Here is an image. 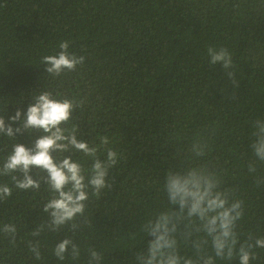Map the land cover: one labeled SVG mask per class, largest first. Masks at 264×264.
Here are the masks:
<instances>
[{
    "label": "trees",
    "instance_id": "1",
    "mask_svg": "<svg viewBox=\"0 0 264 264\" xmlns=\"http://www.w3.org/2000/svg\"><path fill=\"white\" fill-rule=\"evenodd\" d=\"M60 41L86 59L53 78L41 58L57 54ZM209 46L232 53L238 87L220 65L209 64ZM41 91L83 101L70 122L79 127L78 139L96 145L107 135L122 154L110 170L112 190L91 197L90 225L75 234L80 259L63 264H87L89 247L103 253V264H134V252L146 244L141 223L167 206L165 173L197 138L211 149L197 163L213 166L244 202L241 242L264 236V184L255 183L264 164L255 175L247 170L254 159L251 121L264 118V0H0V116L25 111ZM34 138L0 136V161L14 142L31 147ZM0 182L10 184L8 177ZM48 195L42 185L39 192L14 190L0 203V223L18 229L15 247L0 236V264H61L52 249L71 235L67 229L31 236L47 219ZM29 240L40 242V261ZM255 251L251 264H264V249ZM181 253L192 254L183 244Z\"/></svg>",
    "mask_w": 264,
    "mask_h": 264
},
{
    "label": "clouds",
    "instance_id": "2",
    "mask_svg": "<svg viewBox=\"0 0 264 264\" xmlns=\"http://www.w3.org/2000/svg\"><path fill=\"white\" fill-rule=\"evenodd\" d=\"M58 48L57 54L41 58L45 72L53 78L84 64L86 57L70 52L68 41H60ZM206 51L209 64L220 65L232 86L238 87L232 53L217 46ZM32 101L25 111L17 109L12 116H0V136L17 141V136L35 135L31 147L14 142L11 152L0 161V178L10 181L0 182V203L14 190L39 192L44 185L49 195L42 212L47 219L31 231V236L35 239L45 232L67 229L71 235L59 240L52 254L61 264L66 259L78 261L81 249L75 234L90 225L86 212L91 197L99 199L105 189L112 190L110 170L119 164L122 154L110 146L107 135L99 137L96 145L78 139L79 127L70 122L83 101L57 98L50 91L39 92ZM250 138L254 159L248 162L247 170L255 175L258 164H264V118L251 121ZM210 151L206 140L197 138L180 164L167 170L163 180L167 206L141 223L139 232L146 237V244L134 252V264H216L217 260L251 264L258 257L255 249H264V236L248 234L240 240L237 229L245 212L236 188L224 187L222 174L213 166L197 163ZM73 154L90 161L89 166ZM255 183L264 184V177L255 176ZM17 233L16 224L0 223V236L12 247L16 246ZM136 235L132 233L130 238L134 240ZM181 244L192 254H182ZM27 247L37 261L42 259L39 241L29 240ZM86 251L87 264H103L102 252L94 247Z\"/></svg>",
    "mask_w": 264,
    "mask_h": 264
}]
</instances>
